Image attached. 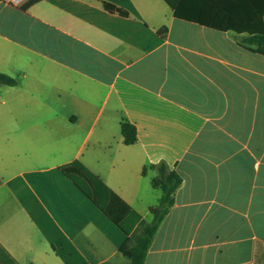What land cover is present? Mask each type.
Masks as SVG:
<instances>
[{"label":"crops","instance_id":"0c3cea01","mask_svg":"<svg viewBox=\"0 0 264 264\" xmlns=\"http://www.w3.org/2000/svg\"><path fill=\"white\" fill-rule=\"evenodd\" d=\"M251 3L187 0L210 20L256 18ZM246 36L165 0H0V73L17 81L0 85V264L130 263L61 173L76 161L144 221L158 166L181 176L144 264H264V55Z\"/></svg>","mask_w":264,"mask_h":264},{"label":"trees","instance_id":"16d2710c","mask_svg":"<svg viewBox=\"0 0 264 264\" xmlns=\"http://www.w3.org/2000/svg\"><path fill=\"white\" fill-rule=\"evenodd\" d=\"M39 1L43 0H29L27 5ZM165 1L179 19L222 31H235L238 34L247 33L248 36L242 39V43L256 47V52L264 55V0H252L251 5L257 14L256 18L241 20H210L202 17L201 9L198 6L194 8V5L191 7L187 5V0L181 2ZM245 6L248 8L249 4ZM106 8L110 12L118 11L109 4H106ZM163 31H166V28ZM0 85L16 86L17 81L0 73ZM121 133L125 145L131 146L137 143L136 127L127 120H123L121 123ZM157 169L158 177L153 181V186L161 191V197L158 206L151 210L152 221L146 222L81 162L76 161L60 167L61 173L74 182L84 195L127 235L120 252L130 261L129 264L145 263L154 236L174 205V195L182 185L181 176L175 171H170L165 164H161Z\"/></svg>","mask_w":264,"mask_h":264},{"label":"built area","instance_id":"2783aa9c","mask_svg":"<svg viewBox=\"0 0 264 264\" xmlns=\"http://www.w3.org/2000/svg\"><path fill=\"white\" fill-rule=\"evenodd\" d=\"M3 3L14 6L22 7L28 4L29 0H1Z\"/></svg>","mask_w":264,"mask_h":264},{"label":"rangeland","instance_id":"374dc122","mask_svg":"<svg viewBox=\"0 0 264 264\" xmlns=\"http://www.w3.org/2000/svg\"><path fill=\"white\" fill-rule=\"evenodd\" d=\"M152 215L151 214H149L147 217H145V221L146 222H151L152 221Z\"/></svg>","mask_w":264,"mask_h":264}]
</instances>
